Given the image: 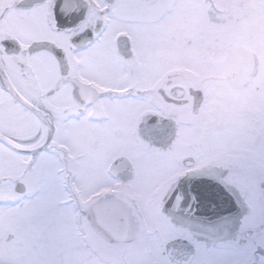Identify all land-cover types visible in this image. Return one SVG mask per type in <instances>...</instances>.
Here are the masks:
<instances>
[{
  "label": "flooded vegetation",
  "instance_id": "obj_1",
  "mask_svg": "<svg viewBox=\"0 0 264 264\" xmlns=\"http://www.w3.org/2000/svg\"><path fill=\"white\" fill-rule=\"evenodd\" d=\"M165 2L157 20L180 3ZM187 4L188 25L201 28L173 35L170 54L186 40L189 65L162 68L156 36L130 32L146 0H0V138L28 151L0 140V264H264V0ZM102 73L117 84L99 86ZM128 125L129 151L108 158L106 184L84 192L73 167L81 149L108 155L106 139ZM36 166L47 183L10 176ZM203 169L247 209L233 239L197 240L163 211L166 192ZM139 174L163 193H135Z\"/></svg>",
  "mask_w": 264,
  "mask_h": 264
},
{
  "label": "rangeland",
  "instance_id": "obj_2",
  "mask_svg": "<svg viewBox=\"0 0 264 264\" xmlns=\"http://www.w3.org/2000/svg\"><path fill=\"white\" fill-rule=\"evenodd\" d=\"M165 5H168L170 0H164ZM164 1L159 0H146V7L144 12L136 14L135 15H141L142 18H145L146 20H142L141 24H139L136 27H133L134 29H130V32L134 34L136 31L135 28H137L138 31L144 32L150 35V33H153L156 37L154 41V48L157 53L155 57V62L163 68V67H171L176 65V63L181 67H186L189 65L188 58L186 57V54L182 55L184 52H186V49L188 48L186 40H183L182 43H178L179 51L178 56L176 55L174 57L175 53L170 54L171 51L175 49V41H172V36L177 35V40L186 37L188 34H190L191 28H201L198 24L188 25V23L195 18V11L191 9V7L187 4V0H179V5L174 3L172 6V9L170 12H168L166 15H164V18L162 20H157L159 17L161 18L160 14L162 11H164ZM135 6V4H133ZM134 16H132L130 25H134ZM196 39H199V36L196 37ZM196 40V41H197ZM182 41V40H180ZM177 45V44H176ZM160 48V50H159ZM189 49V48H188ZM105 59L104 57H102ZM111 61V59H109ZM106 73V72H105ZM112 73V72H111ZM113 74V73H112ZM101 87H109L114 86L117 84L115 76H107L106 74H100L98 78V83ZM110 88V87H109ZM120 116L117 114L111 116V120L114 121V126H117L120 124V127L122 129V126L125 124L124 122L120 121ZM110 136V135H109ZM73 145L74 148H77L78 146L83 144V140L80 139L79 136H68L65 139H63ZM130 141H132L130 135H129V125L128 129L127 126L124 127V132H120L119 134L114 135L112 139L108 137L106 139V143L108 148L105 147V150L108 151V155L105 154L102 150L96 149L93 153L89 154L88 149H81L83 151L82 157H79L74 161L75 169L77 170L79 174V178L82 179L81 187H83L84 192H90L92 189L96 187H101L102 185L106 184V179L104 178L103 173L101 172V168L103 164L106 162L108 158L111 156H114V154H117L119 152H128L130 148ZM1 148V147H0ZM5 166L0 164V174H6V170L4 169ZM7 168V167H6ZM140 168V165H139ZM11 175L17 178H21V180L25 184H36V182L40 183H47V177L45 175V172L43 168L41 167H35L31 168L30 170H23L20 168L15 172L14 168L10 169ZM140 180L137 182H134L132 185V189H134L135 193L142 194L151 192L154 194L157 193H163L162 189H157L160 183L157 185L155 181L152 182L149 181L146 186H144V181H142V178L144 177L143 174H139ZM11 178V177H10ZM12 179V178H11ZM8 180V182L4 183L7 189V191L10 190V187L13 185L11 182H14ZM163 187V185H162ZM13 192V191H12ZM51 201L55 198V193L50 194L48 197ZM27 207L21 208V210H18V214L25 215L27 211ZM66 214V211L64 212ZM68 217V216H66ZM59 222V220H55ZM60 226V225H59ZM70 227H67L66 232L62 233V237L65 239L64 243L68 246L67 251H70L67 255L69 257H72L73 255H76L73 250L69 249L71 248L72 244L78 243L77 238H74L72 236L73 229H69ZM133 258V257H132ZM130 259V263L128 264H139L137 263V260ZM66 264H72L67 260ZM141 264V263H140Z\"/></svg>",
  "mask_w": 264,
  "mask_h": 264
},
{
  "label": "water",
  "instance_id": "obj_3",
  "mask_svg": "<svg viewBox=\"0 0 264 264\" xmlns=\"http://www.w3.org/2000/svg\"><path fill=\"white\" fill-rule=\"evenodd\" d=\"M151 121L148 117L146 123ZM154 128V127H153ZM155 144L154 136L145 137ZM7 146L16 149L8 140L0 138ZM163 202V211L174 223L187 228L195 239L207 243H218L235 238L240 219L247 209L232 186L218 177L216 170L203 169L173 185ZM195 193V198H193ZM178 205V206H177Z\"/></svg>",
  "mask_w": 264,
  "mask_h": 264
},
{
  "label": "snow or ice",
  "instance_id": "obj_4",
  "mask_svg": "<svg viewBox=\"0 0 264 264\" xmlns=\"http://www.w3.org/2000/svg\"><path fill=\"white\" fill-rule=\"evenodd\" d=\"M195 195H196V194H195V193H193V198H195Z\"/></svg>",
  "mask_w": 264,
  "mask_h": 264
}]
</instances>
